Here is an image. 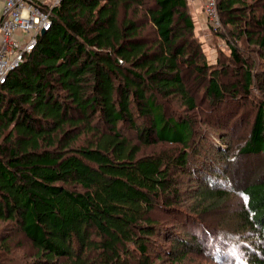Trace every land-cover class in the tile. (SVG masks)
<instances>
[{"label":"trees","instance_id":"16d2710c","mask_svg":"<svg viewBox=\"0 0 264 264\" xmlns=\"http://www.w3.org/2000/svg\"><path fill=\"white\" fill-rule=\"evenodd\" d=\"M217 5L229 52L210 62L188 0L43 4L51 28L0 84V251L23 237L31 264H160L209 242L215 264H264V178L241 190L239 239L199 223L230 197L232 146L220 122L183 114L198 109L185 73L214 109L264 92V0ZM256 107L237 153L258 160Z\"/></svg>","mask_w":264,"mask_h":264},{"label":"rangeland","instance_id":"374dc122","mask_svg":"<svg viewBox=\"0 0 264 264\" xmlns=\"http://www.w3.org/2000/svg\"><path fill=\"white\" fill-rule=\"evenodd\" d=\"M54 0H44L47 5H51ZM189 1V11L191 17H193L195 23V33L196 36L202 42L203 49H205L207 58L210 62H215L218 57V54L221 50H224L226 53L229 52L228 43L222 38L218 33H214L215 28H212L210 25V17H208V4L210 0H188ZM213 1V0H212ZM217 2V0H214ZM249 1H258V0H249ZM2 8L0 6V13ZM218 11V8H217ZM220 26L217 28H224L223 19L220 16L218 11ZM242 47L245 48V54L248 55V58H255V61L258 60L257 53H255L253 47H250L248 43H241ZM264 66V62H259ZM233 69V70H232ZM236 67L230 68L227 75L224 76L223 80L227 83H231L236 77ZM191 73H185V81L188 82V87L191 90L196 99H198V109L193 112L183 111V114L191 117L193 122L196 125L203 126L208 125L207 121L217 123L222 126L223 130L227 133L226 137H229L230 145L232 146L231 157L232 162H229L226 169V173L229 176L231 185L228 188L230 190V197L225 198L224 201L219 203L218 207L213 208L209 211L210 213L203 214L200 217L203 226V220L206 222L207 229L210 230L212 237L218 236V241L223 239L224 236L228 239H239V218L238 213L240 212L244 201L243 196L241 195V190L254 182L259 181L264 178V157L259 158L258 160L255 157H246L239 155L237 152L240 149L241 143L249 136L250 127L253 120L256 116V106L260 99H264V92L260 94H252L249 100L241 99L240 101H235L234 98H229L226 100V103L212 108L210 103L204 98V90L200 86H197L194 81V76L189 78ZM203 96V97H202ZM172 110H183V107L180 103H173ZM206 122V123H205ZM225 147V145H224ZM227 150L228 147H225ZM190 178H185V183L182 184V192L184 200L188 202V205L195 199V197L188 198L186 194V188H189L190 191H195L199 186L198 183L186 184L190 181ZM190 183V182H188ZM203 188L207 187L206 184L202 186ZM215 187V186H214ZM202 188V189H203ZM209 188V187H208ZM209 189H213L210 187ZM196 225V224H195ZM205 225V224H204ZM2 228L0 227V230ZM4 230V229H3ZM5 231V230H4ZM2 231V232H4ZM179 232L184 233L182 229H179ZM2 236L8 235L5 234ZM247 232H245L246 234ZM5 234V235H4ZM11 234V233H10ZM228 236V237H227ZM22 240L23 244L20 243ZM216 240V242H217ZM206 249L203 253L200 252H190L187 253V257L181 261L164 259L160 264H215L214 261L210 260V243H205ZM247 246V245H246ZM8 253H5L3 250L0 251V264H31L33 259L31 257L32 251L29 247L28 242L23 237H17L14 241V238L11 239L7 245ZM240 250V249H239ZM246 252L247 250H243ZM248 252V251H247ZM2 255V256H1Z\"/></svg>","mask_w":264,"mask_h":264},{"label":"built area","instance_id":"2783aa9c","mask_svg":"<svg viewBox=\"0 0 264 264\" xmlns=\"http://www.w3.org/2000/svg\"><path fill=\"white\" fill-rule=\"evenodd\" d=\"M60 0H54V5ZM0 84L7 74L16 68L27 53L35 49L38 36L51 28L50 13L43 9L44 0H0ZM210 25L220 26L218 5L210 0L208 4Z\"/></svg>","mask_w":264,"mask_h":264},{"label":"water","instance_id":"95a60500","mask_svg":"<svg viewBox=\"0 0 264 264\" xmlns=\"http://www.w3.org/2000/svg\"><path fill=\"white\" fill-rule=\"evenodd\" d=\"M45 32H46V31H42V33H41V34L43 35Z\"/></svg>","mask_w":264,"mask_h":264},{"label":"crops","instance_id":"0c3cea01","mask_svg":"<svg viewBox=\"0 0 264 264\" xmlns=\"http://www.w3.org/2000/svg\"><path fill=\"white\" fill-rule=\"evenodd\" d=\"M0 6H1V4H0ZM1 8H2V6H1ZM0 15H1V13H0Z\"/></svg>","mask_w":264,"mask_h":264}]
</instances>
